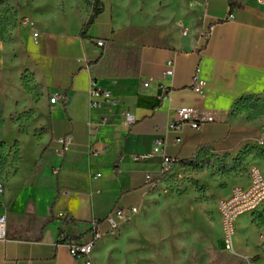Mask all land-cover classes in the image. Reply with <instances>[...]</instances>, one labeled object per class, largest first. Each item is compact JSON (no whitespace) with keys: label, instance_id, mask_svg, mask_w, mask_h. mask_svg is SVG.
<instances>
[{"label":"crops","instance_id":"0c3cea01","mask_svg":"<svg viewBox=\"0 0 264 264\" xmlns=\"http://www.w3.org/2000/svg\"><path fill=\"white\" fill-rule=\"evenodd\" d=\"M169 1H178L186 16L157 26L121 15L111 1L101 0L88 42L79 33L90 14L72 31L38 23L37 41L21 20L11 30L1 26L0 146L13 147L17 161L0 172V209L7 219L0 264H83L72 259L64 241L89 242L94 222L106 237L108 227L100 221L116 208L141 209L157 185L162 156L140 162L134 156L149 153L157 137L165 138L163 152L176 161H191L201 149L227 148L240 125L231 112L234 102L264 96V0H232L233 10L228 0ZM20 8L21 19L28 18L29 11ZM180 25L187 36L180 35ZM95 39L107 41L101 57L93 49ZM116 48H135L138 56L131 60ZM108 54L125 77H134L135 67L137 76L93 81L92 63ZM168 60H174V75L169 92L159 99L157 80ZM25 73L41 90L37 100L23 88ZM92 85L111 92L120 104L91 108ZM54 95L60 102L51 105ZM180 108L214 113L217 121L199 130L186 128L174 144L176 136L165 131ZM126 113L132 118L128 127ZM66 136L71 143L62 153L57 140ZM247 184L248 179L242 186ZM259 210L237 219L233 253L218 254L211 264H241L245 258L264 264Z\"/></svg>","mask_w":264,"mask_h":264},{"label":"rangeland","instance_id":"374dc122","mask_svg":"<svg viewBox=\"0 0 264 264\" xmlns=\"http://www.w3.org/2000/svg\"><path fill=\"white\" fill-rule=\"evenodd\" d=\"M106 1L121 15L145 23L156 21L157 26L186 16L178 1ZM20 7L29 11L35 27L43 22L72 31L84 14H90L92 0H0V29L16 27ZM131 17L125 21L135 22ZM26 79L29 95L37 100L41 90ZM234 115L240 125L232 144L201 149L189 166L175 168L165 183L150 188L132 220L96 242L94 264H211L218 254H231L224 251L217 204L234 187L244 185L252 169L264 174V96L246 98ZM25 120L20 118L23 126ZM4 153L6 162L15 165V149Z\"/></svg>","mask_w":264,"mask_h":264},{"label":"built area","instance_id":"2783aa9c","mask_svg":"<svg viewBox=\"0 0 264 264\" xmlns=\"http://www.w3.org/2000/svg\"><path fill=\"white\" fill-rule=\"evenodd\" d=\"M21 25L27 27L31 31V35L34 41L39 38V32L37 31L35 24L28 18H23L20 21ZM188 30L180 25V35L182 37L187 36ZM203 41L208 38L207 34L201 36ZM88 42V39L85 38ZM92 46L94 51L97 53L98 57L104 55L107 41L104 39H95L92 41ZM164 72L162 76L157 80L159 99H163L170 88V80L174 75V60H168L164 63ZM145 88L149 86L146 82L143 85ZM201 85L195 83L193 89L199 91ZM61 103H66L67 99L61 97ZM60 102L59 97L54 95L49 99V103L54 105ZM88 103L91 108H97L108 104H120V101L115 99L111 92L103 89L96 88L92 85L88 94ZM124 126H129L132 121L129 113L125 115ZM217 121L216 115L214 113H198L192 109L180 108L174 111V118L171 119L166 126L165 135L174 134L176 136L174 144L180 143L179 136L183 133L186 128H191L194 130H199L204 124L214 123ZM57 143L62 147V153L67 152L68 147L71 143L69 136L60 138ZM165 138L157 137L153 141L152 150L149 153L136 155L133 157L134 162H140L144 160H149L156 155L162 156L161 162V174L169 172L175 160L167 157L164 154ZM147 182H150V177H147ZM2 193V188L0 186V194ZM264 206V175L260 173L257 169H252L249 173L248 184L245 186L234 187L230 194L220 200L217 204V212L220 220V231L221 240L224 244V250L226 252L233 253L234 250V230L235 223L237 219L245 214H254L260 208ZM138 213V207L132 206L129 208H116L114 209L103 221L108 227V233L115 232L123 225L129 223L131 219ZM99 222L93 223V232L91 240L87 243H80L76 239H66L64 241V246L67 248L69 255L75 261H83V264H94L92 260V252L96 242L103 236L97 230ZM6 226L7 219L5 213L0 209V242L6 241ZM262 239L264 242V232L262 233ZM241 264H257L256 260L253 258L243 259Z\"/></svg>","mask_w":264,"mask_h":264},{"label":"trees","instance_id":"16d2710c","mask_svg":"<svg viewBox=\"0 0 264 264\" xmlns=\"http://www.w3.org/2000/svg\"><path fill=\"white\" fill-rule=\"evenodd\" d=\"M101 0H92V9H91V13L90 16L88 18V20L84 23L79 36L81 39L87 38L86 34L90 28V26L93 24L95 18L101 13ZM230 2V9L233 10V5H232V0H228ZM120 50H124L125 52L129 53L131 55V60H133L134 58H136L137 55V50L135 48H116V51H120ZM106 57V56H105ZM105 57L103 59H98L95 62L92 63L91 67V74L92 77L94 78L93 81H95L96 78H100V77H111V78H134L137 76V72L138 69L137 67H135V74H132V76L134 77H125L128 75L122 74L120 72V68L119 66H116L114 62L110 63V54H108V59L106 60ZM126 69V68H125ZM27 77H29V75H27L25 73V75H23L22 77V82H23V88L25 89V91H27L28 93L31 91V89L29 87H27V85H29V81H27ZM30 78V77H29ZM246 100V98H241V99H237L232 107V113H238V108L239 106L242 105V103ZM2 146H0V172L2 169H4V167L6 166V160H7V155L4 153V150H2L1 148ZM15 157H16V161H17V152L15 151ZM176 161V160H175ZM192 163L191 161H176L175 164L173 165L172 169L164 174H161L160 177L156 180V184L158 183H165L168 175L177 167H184V166H189V164ZM52 213V211H51Z\"/></svg>","mask_w":264,"mask_h":264}]
</instances>
